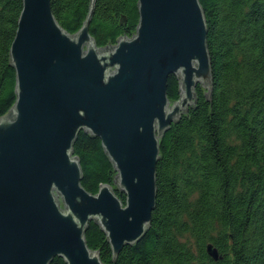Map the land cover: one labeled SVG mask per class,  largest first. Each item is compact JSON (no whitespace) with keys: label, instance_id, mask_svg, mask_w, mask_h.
I'll list each match as a JSON object with an SVG mask.
<instances>
[{"label":"water","instance_id":"1","mask_svg":"<svg viewBox=\"0 0 264 264\" xmlns=\"http://www.w3.org/2000/svg\"><path fill=\"white\" fill-rule=\"evenodd\" d=\"M92 11L70 34L50 0H22L9 50L16 100L0 117V264H50L56 256L104 264L84 237L91 219L113 256L137 242L155 205L159 140L193 102L197 84L211 87L199 0H138L134 33L107 47L89 33ZM170 75L178 77L174 101ZM80 130L100 139L115 187L101 184L93 194L81 185L72 150ZM206 248L217 259L216 248Z\"/></svg>","mask_w":264,"mask_h":264},{"label":"trees","instance_id":"2","mask_svg":"<svg viewBox=\"0 0 264 264\" xmlns=\"http://www.w3.org/2000/svg\"><path fill=\"white\" fill-rule=\"evenodd\" d=\"M211 63L210 89L197 84L193 102L159 140L156 197L144 235L113 256L95 219L84 231L104 264H264V0H199ZM57 22L79 30L91 6L89 33L98 47L131 36L138 0H50ZM22 0H0V117L16 100L10 44ZM170 101L178 77L167 79ZM81 185L115 187L116 170L101 141L80 130L72 145ZM124 202L125 195L115 190ZM210 243L218 252H207ZM50 264H66L54 257Z\"/></svg>","mask_w":264,"mask_h":264},{"label":"rangeland","instance_id":"3","mask_svg":"<svg viewBox=\"0 0 264 264\" xmlns=\"http://www.w3.org/2000/svg\"><path fill=\"white\" fill-rule=\"evenodd\" d=\"M60 201H59V203H60V206L61 207H63V204H62V201H61V199H59Z\"/></svg>","mask_w":264,"mask_h":264}]
</instances>
